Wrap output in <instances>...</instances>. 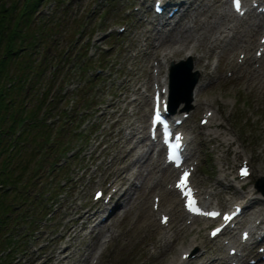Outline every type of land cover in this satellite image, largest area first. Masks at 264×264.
Returning a JSON list of instances; mask_svg holds the SVG:
<instances>
[{"label":"rangeland","instance_id":"obj_1","mask_svg":"<svg viewBox=\"0 0 264 264\" xmlns=\"http://www.w3.org/2000/svg\"><path fill=\"white\" fill-rule=\"evenodd\" d=\"M4 1L8 7L17 3L21 10L30 2ZM154 1L42 0L39 3L31 19V26L38 39L37 45L36 43V46L31 45L27 52L26 60L32 63L31 90L24 97L26 107L22 116H31L30 112L35 111L41 100L45 99L42 93H46L49 90L47 88H56L61 84L62 88L64 86L63 89H74L69 97L81 95V98L85 99L83 108L93 107L95 113L99 115L90 119L99 125L87 132L85 128L80 140L71 138L70 132L65 131L61 136L65 140L70 138V146L52 147L46 152L47 162H43L40 172L30 176L31 181L27 179L26 174L20 180L21 184L32 185L30 193L37 203L24 205L23 208H30L29 217H34L29 223H24L26 220L23 218L17 231L15 222L0 223V264H198L200 259L192 262L193 253L185 259L180 256V248L185 247L193 238L203 250L205 245H211V256L215 258H219L222 253L227 254L229 246L222 244L223 241H227L231 231L221 238L210 239L209 228L212 222L206 228L203 227L206 222L201 219L189 224L191 220L185 217L181 200L167 193L174 174L172 177L165 176L163 184L157 182V176L161 175L162 171L156 173L154 170L148 174L151 167L143 168L140 175L133 179L140 186L135 192L129 189L132 200L125 201V208L115 209L112 218L102 224L100 232L94 230L88 233L91 225L95 223L85 226L76 220L82 211L88 209L94 211L115 204L113 199L110 205L104 201L114 191L111 185L112 178L109 176L115 167L114 161L108 169L106 167L123 142V137L126 138L129 132L125 125L135 120V124L142 126L143 130L138 136L148 137L147 126L154 91V74H157V69L153 67L156 63L154 58L146 60L145 56L141 54L139 56L138 51L149 46L150 39L145 40L149 33L146 32L145 37L141 36L145 29L140 23L141 20L155 18L152 7ZM172 1L175 3L178 0ZM174 3L168 10L176 8ZM229 8L228 2L227 9L230 12ZM167 13L168 11L165 16H168ZM246 19L251 22L249 16ZM262 25L263 22L259 23L257 30L245 26V30L257 31L256 40L259 41ZM168 28L169 26L164 30ZM243 38L246 39L243 45L252 41L251 35ZM257 48L258 45L250 54L238 49L234 55H227L226 63L233 58L236 68L232 67L222 73L218 71L222 66L220 63L218 68L220 48L211 58H206L204 64H211L209 71L212 77L206 79L201 72L200 79L203 78L205 97L211 100L213 105H197L193 99L191 109L187 110L191 113L187 125L188 134L192 138L188 152L192 153L193 160L190 163L194 162L197 165L193 182L201 191L215 189L212 199L214 205L222 210L232 209L234 204H242L245 195L250 192V197L260 196L263 200L260 203L254 202L253 207L247 208L249 210L259 208L264 211V197L254 186L259 178L264 177V82L253 77L254 87L251 89L245 80L252 76L248 74L245 79H241L251 65L258 70L264 68V56L258 57ZM250 56L256 60L251 62ZM50 64H54L57 71L54 77L51 76L52 70H48ZM201 64L198 65L199 68H202ZM16 70L13 61L10 65V75H15ZM13 82L7 81L6 87L15 88ZM133 88H136L134 97L138 99L131 101L134 98ZM16 104L19 106L20 103ZM54 105L55 109L62 108L58 99L57 102H52L51 109ZM133 108L135 113L131 116ZM208 108L212 109L211 112L216 110L213 112L215 118L213 123L209 122L210 125L202 126L200 121L206 116ZM38 112L39 110L36 113ZM217 122L223 123L224 129H218ZM6 124L10 125V122ZM57 127L58 124H55L49 128L51 139L56 138ZM47 128L41 126L33 130V124L26 125V131L32 132L31 134ZM22 129L23 124L19 120L16 122L13 136L14 148L17 146L15 140ZM26 131L23 137L26 136ZM217 132L226 135L223 137L225 141L223 144L220 140H210V135ZM6 135L10 137L9 133ZM77 141L79 144L69 159L66 152L72 150ZM229 141H233L234 145L229 147L227 145ZM38 142L40 146L47 148L46 139ZM153 149L152 153L155 156V150L157 152L158 148L153 146ZM238 152L240 154H237ZM116 154L121 155L120 152ZM160 159L163 166V151H160ZM243 162L249 164L252 174L246 180L237 182V169ZM218 178L222 181L218 182ZM2 180L0 175V182ZM142 181L146 182L145 186H141ZM228 185L234 189L228 188ZM97 189L104 192L100 200L94 199V192ZM158 191L165 195L166 209L163 211L170 216L167 226L161 224L159 211L156 212L152 207L153 198L158 195ZM159 198L162 196L159 195ZM79 204H82V207L76 210ZM249 213L251 212H243L242 222L239 224L241 228L235 234L236 239H240L241 231L248 228L244 225L250 223ZM15 214L17 213L14 212ZM256 225L255 230L262 231L264 216H259ZM108 226L113 227L119 236L107 242L103 246L100 258H96L97 250L101 246L100 240L105 238L104 232ZM183 226L188 229L183 230ZM166 232L170 239L167 246L163 244L162 239ZM69 237L70 241L67 240ZM220 245L223 246L221 250ZM65 246L66 249L63 250ZM262 246L264 247L263 243H257L253 249L246 248L241 251V253L250 251L241 262L248 264L251 259L259 258L261 256L259 249ZM63 252L70 256L60 260ZM205 264L221 262L206 261ZM225 264H229V260Z\"/></svg>","mask_w":264,"mask_h":264},{"label":"bare ground","instance_id":"obj_2","mask_svg":"<svg viewBox=\"0 0 264 264\" xmlns=\"http://www.w3.org/2000/svg\"><path fill=\"white\" fill-rule=\"evenodd\" d=\"M176 1V0H175ZM247 2V4H244L245 7H247V15L251 19V22L246 19V17H240L235 13H230L227 9V3L228 0H178L175 3L171 0L168 1L167 7L170 6L172 3L177 7L179 6V10L177 13H175V16L173 18H165L162 21H157L156 19L153 20H141L140 23L141 27H144L145 30L142 31L141 36H144L146 32L149 33L145 37V40L150 39L148 48L145 49H139V56L140 54L146 57V60L149 59H155L156 63L153 64V67L157 69V72L159 74H154V80L155 84L157 83L159 85V89L162 87H167V80L166 76L168 75L169 70V64L175 61H182L187 60L188 58H191L194 62L193 69L195 68L196 71H198L201 75V72H203V75L206 79L212 77V73L209 71L210 64L205 63L204 60L206 58H211L215 53L217 49H221V52L218 54V68L220 67V63H222V66L218 69V71H221V73L227 69H231L232 67L236 68V65L234 64V59L232 58L231 61L225 60L227 55L235 54L238 49L241 51H247L248 54L252 52V50L259 45V43L256 40V34L257 27L259 26V23L264 24V13H260L257 11L259 7L264 6V0H244ZM260 2L261 5H257L256 9L254 8V2ZM250 4V5H248ZM169 26L167 30H164L165 27ZM244 26V27H243ZM245 26L251 27L252 30H245ZM250 33V34H249ZM252 36V41L246 45H243L242 43L246 40L243 37L244 36ZM255 42V44H254ZM254 44V45H253ZM206 48V49H205ZM149 49V50H147ZM259 49L257 48V51ZM256 51V53H257ZM243 53V52H242ZM180 56V57H179ZM229 58V57H228ZM252 56L249 57L251 59ZM256 59H251V62H254ZM203 62V64H201ZM201 64L202 68H199L198 65ZM177 65L174 66V69L177 68ZM200 66V65H199ZM250 74L252 77L249 79H246L245 82L247 86L251 89H253V77L259 78V80H263L264 82V68L258 70L252 65L250 66V69L241 76V79H245L247 75ZM202 79H200V82L197 84V86L192 91V97L195 100L194 104L197 105H213L211 100L207 99L205 97L204 90V83L202 82ZM241 81V80H240ZM154 86V85H153ZM134 91H132L134 94L133 97L136 94V88H133ZM155 91V86H154ZM131 92V91H130ZM171 92V90H170ZM144 93V92H142ZM154 93V92H153ZM181 95L185 97V93L182 92ZM147 97V96H146ZM138 99V97H134L131 101H134ZM182 100H184L182 98ZM182 106H179L178 110H182ZM209 111H212L211 108L207 109L208 113ZM214 113L216 110L214 109ZM135 113V109L133 108L131 110V116H133ZM213 113V114H214ZM213 117L210 119V123H213ZM210 125V124H209ZM216 126L218 129H224L223 123H216ZM126 129H129V132L126 135V138L123 137V142L118 146V149L116 151L120 152L121 155L117 156L115 153L113 158L110 161V164L106 167L108 169L109 166L112 165L111 162L114 161V169H112L109 173V176H111L112 181L111 185L114 188V191L111 194V198L114 200V205L112 207H104V208H98L94 211H91L92 209H88L85 211H82L78 215V219L84 220V223L89 224L92 221H97L95 224L91 225V230L88 231V233L97 230V233L102 230V224L112 218L113 213L117 210V208L123 209L125 208L124 203L125 201H131L132 200V194L129 189H132V191L135 192L136 189L140 185H138L133 179H136L140 173L142 172L143 168L151 167L148 169V174L153 173L154 170L157 172H161V175L157 176V182H164L165 176H173L174 173L177 171L173 168H171L169 165H166L165 162L162 166V162L160 159V150L156 152V155H153V146L152 144L147 141V138L145 135L138 136L143 133L142 126L136 125L135 120L130 121L128 124L125 125ZM188 125L183 126V129L186 134V140L188 141L189 146L192 143V138L188 134ZM204 135V133H201ZM231 134V133H229ZM210 140H220L222 141V144L225 142L223 141V137L226 136L224 133L221 135L220 132H217L215 134L210 135ZM229 147L234 145L233 141H229L227 143ZM190 148V147H189ZM192 150V148H191ZM192 154L191 152L189 153ZM237 154H240L238 152ZM193 160L191 157L188 159V161ZM187 161V163H188ZM190 165H194V162H192ZM145 166V167H144ZM135 167V169H133ZM169 167V168H167ZM221 178H218V182H221ZM127 184V185H125ZM141 186H145L146 182L142 181L140 182ZM228 185V188L234 189L233 186ZM131 187V188H130ZM154 188V187H153ZM227 188V187H226ZM215 189H208L206 191H199V196L204 205L214 203L212 199L214 195ZM157 196H162L159 201V219L161 220L163 214H167L163 210L166 209L165 207V195L163 192L158 191ZM167 193L172 195L173 197H179L177 190L175 188L167 189ZM248 194L245 195V201L242 202V204H236L239 206H243L244 211L251 212L248 214V218L250 219L249 225H244L248 227L246 230H242L240 233V239H236L235 234L236 230L240 226L242 220H238L232 229L231 234L227 237V241L231 243V246L228 249V252L231 249H236L237 253L235 256L229 257L228 254L222 253L221 256L214 257L211 256V245L207 244L205 245V249L203 250L201 248V245L197 243V241L193 238L185 247H181L180 250V256L184 254L189 255L190 253L194 254V257H192V262L200 261L198 264H205L206 261H210L212 263L216 261H220L221 264H225L229 259H232V261H241L243 254H239L241 251L240 248H247L248 246L254 245V242L258 239V241H261L259 239L260 235L264 236L262 232H257L254 230L256 229V222L259 220V216H264V211L260 210L259 208H251L254 210H249L247 207L252 206L254 202L260 203L261 200H263L261 197H250V192H247ZM134 194V193H133ZM243 197V195H242ZM180 198V197H179ZM177 202V200H176ZM82 204L77 205L76 210L78 208H81ZM116 209V210H115ZM110 210L109 215L107 218L104 219V214L106 211ZM234 210V209H233ZM162 214V215H161ZM255 219V220H252ZM205 224L203 227H208L210 224V220H205ZM74 226V224L72 225ZM230 224L226 227L228 228ZM183 230H186V226H183ZM243 231H249L252 232L251 238L246 240L245 242H241V235ZM87 234V233H86ZM167 232L162 235L163 244L165 246L169 245L170 239L167 236ZM257 234V235H256ZM256 235V236H255ZM87 236V235H85ZM119 234L116 235V231L113 227H106V231L104 232V237L100 240V249L97 250L96 258H100L103 246L109 242L112 239L117 238ZM70 241V237L67 239ZM264 240V239H262ZM225 242V241H223ZM70 246V245H66ZM66 246L63 250L66 249ZM220 250L223 248L222 245H220ZM62 250V251H63ZM75 250L73 251V253ZM64 255L60 260H63L64 258H67L70 256V254H66L63 252ZM191 258V257H190ZM200 259V260H199ZM183 263V262H182ZM231 263V262H230ZM229 263V264H230Z\"/></svg>","mask_w":264,"mask_h":264},{"label":"trees","instance_id":"obj_3","mask_svg":"<svg viewBox=\"0 0 264 264\" xmlns=\"http://www.w3.org/2000/svg\"><path fill=\"white\" fill-rule=\"evenodd\" d=\"M28 1L30 2L26 8L21 10L17 3L8 7L4 0H0V175L3 178L0 182V223L15 222V231L22 223L23 218L26 220L23 221L24 223H29L34 217H29L30 208H23L24 205L37 203L32 199L33 196L30 193L32 185L21 184L20 180L26 174L27 179L31 181L30 176H33L36 170L42 167L46 152L53 147L48 145L52 134L45 120L53 116L51 111L56 106L54 105V108L51 109L52 102H57V99L58 102L60 101L59 97H55L48 102L51 91L49 89L42 94L45 99L41 100L35 111L30 112L31 116H22L26 107L24 97L31 90L30 69L32 63L26 60L27 52L31 45H35V43L37 45L38 39L37 33L31 26V19L42 0ZM13 61L17 70L15 75H10V65L13 64ZM7 81L10 83L14 81L15 88L8 89ZM14 89L15 92H13ZM13 94L15 96H12ZM16 102L20 103L19 106ZM47 107L49 108L48 112L42 114V110ZM38 110L39 112L36 113ZM55 110L57 111V109ZM39 115L45 116V120H39ZM19 120L22 121L23 129L15 140L17 146L14 148L13 136L15 135L16 122ZM7 122H10V125H7ZM27 124L29 126L33 124V130L41 126L48 128L39 129L35 134H31L32 132L26 131ZM25 131L27 134L23 137ZM6 133H9L10 137ZM43 139H46L47 148L39 145L38 141ZM10 197L11 200H9ZM19 208L21 210H16ZM37 208L39 207L37 206ZM14 212L17 214L14 215ZM22 212L24 213L22 214Z\"/></svg>","mask_w":264,"mask_h":264},{"label":"water","instance_id":"obj_4","mask_svg":"<svg viewBox=\"0 0 264 264\" xmlns=\"http://www.w3.org/2000/svg\"><path fill=\"white\" fill-rule=\"evenodd\" d=\"M177 65L174 69V66ZM173 72V73H172ZM198 73L193 72V63L191 59L187 61H182L179 64L172 63L171 75H170V111L175 112L182 101L181 99L189 103L192 97V90L196 83L198 82ZM187 90V91H186ZM184 91L185 97L181 95ZM189 108H186L188 110ZM264 190V189H263Z\"/></svg>","mask_w":264,"mask_h":264},{"label":"snow or ice","instance_id":"obj_5","mask_svg":"<svg viewBox=\"0 0 264 264\" xmlns=\"http://www.w3.org/2000/svg\"><path fill=\"white\" fill-rule=\"evenodd\" d=\"M234 6L236 8V11L242 14V3L241 0H234ZM156 120L158 122H161V115H160V111L159 108L157 110V115H156ZM176 143L171 145V155H170V159L177 162V164H179L180 161V155H179V149L181 147V143H180V137H176ZM248 171L247 169H243L241 172L242 176H248ZM188 176L189 173L185 172L183 177L181 178L178 187L181 188V190L184 192V194L188 197V204L187 207L190 211L200 214V215H207V216H211V217H216L218 215H220L217 212H201L200 208H198L196 206V201L193 198V194L190 188H188ZM232 217L231 216H224V219L230 220ZM165 222H167V218H165ZM220 231V229H216L212 235L215 236L218 232ZM245 238H247V234H245Z\"/></svg>","mask_w":264,"mask_h":264}]
</instances>
